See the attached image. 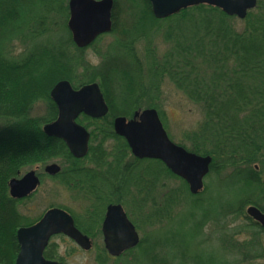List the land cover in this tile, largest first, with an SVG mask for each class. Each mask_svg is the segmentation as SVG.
Instances as JSON below:
<instances>
[{"label":"trees","instance_id":"obj_1","mask_svg":"<svg viewBox=\"0 0 264 264\" xmlns=\"http://www.w3.org/2000/svg\"><path fill=\"white\" fill-rule=\"evenodd\" d=\"M68 1L0 0V264H15L20 252L18 229L32 226L44 214L31 218L23 213L20 206L32 201L35 194L23 200L13 199L10 181L35 166L57 161L63 169L50 178L74 200L82 198L84 210L79 215L67 206L49 208L70 212L77 227L91 238L101 234L106 207L119 203L129 209L133 222L142 231L167 226L163 223L171 222L175 214L188 213L192 222L184 225L181 219L183 227L189 228L186 239L178 245L203 246L216 239L222 244L220 264L264 260V250L252 246L263 243V234L251 235L248 224L225 228L221 238L211 239L205 233L207 223L219 225L228 216L240 213L233 196L229 200L224 197L226 202H220L218 216H211L205 192L194 195L188 182L163 163L134 157L127 141L113 127L118 116L132 118L136 111L154 108L167 129L161 101L163 86L171 83L198 107L201 115L196 128L186 132L177 144L199 156H211L210 174L230 171L228 179L235 181L238 163L250 160L251 138L255 136L264 144V2L258 0L257 7L244 20L208 4L158 19L150 0H124V9L130 15L124 17L123 28L116 15L120 0H114L110 35H124V40H119L120 48L112 51L95 49L101 63L93 65L85 49L78 48L73 40ZM239 22L243 24L241 28ZM41 38L50 39L45 43ZM157 38L168 46L166 52L159 53ZM14 40L31 43L29 50L16 59L9 51ZM62 80L70 81L74 88L99 83L110 108L102 119L85 115L78 118L91 134L84 157H74L64 140L43 131L46 123L57 118L58 109L50 93ZM39 103L48 106L47 115L31 116ZM142 169L144 175L140 173ZM166 175L181 185L159 196L161 179ZM158 197L162 200L158 201ZM139 204L146 208L143 218L139 216ZM245 204L248 203L242 199L241 205ZM245 219L250 221L248 216ZM147 234L136 248L118 258L101 249L97 263L188 264L172 237L157 239ZM240 235L245 238L238 239ZM44 256L56 262L65 260L53 243L45 249Z\"/></svg>","mask_w":264,"mask_h":264},{"label":"water","instance_id":"obj_2","mask_svg":"<svg viewBox=\"0 0 264 264\" xmlns=\"http://www.w3.org/2000/svg\"><path fill=\"white\" fill-rule=\"evenodd\" d=\"M153 14L158 19L179 14L192 6L208 4L221 9L226 15L246 19L257 7L258 0H150ZM113 0H70L69 28L73 40L83 48L97 36L111 31ZM89 35V36H87ZM51 98L59 109L58 118L44 126V132L66 142L73 155L84 157L89 150V131L77 122L82 115L101 119L109 113V106L97 82L74 88L70 81H59L51 90ZM115 133L126 139L132 153L139 159H161L175 175L189 184L196 195L203 188L205 176L210 171L211 156H199L173 143L160 118L158 110L148 108L136 111L133 118L118 116L114 121ZM58 163H50L45 173L56 176L61 172ZM41 185L36 170L9 183L13 199L22 200L33 195ZM264 225V215L256 209H248ZM104 244L111 257H120L124 252L137 247L140 235L130 221L122 205H110L103 221ZM64 234L73 239L83 250L93 248L92 240L81 233L71 213L62 208H51L43 218L32 226H22L17 231L20 252L15 264H65L45 258L44 251L52 236Z\"/></svg>","mask_w":264,"mask_h":264},{"label":"rangeland","instance_id":"obj_3","mask_svg":"<svg viewBox=\"0 0 264 264\" xmlns=\"http://www.w3.org/2000/svg\"><path fill=\"white\" fill-rule=\"evenodd\" d=\"M70 1V0H69ZM68 1V4H69ZM264 2V0H261ZM127 7L124 5V0H120L119 9L121 15H119L120 20H124V17H128L130 12ZM137 14V13H135ZM126 19V18H125ZM127 20V19H126ZM242 23L239 22V28L242 27ZM124 28V27H123ZM58 30V29H56ZM59 34V33H57ZM55 34V35H57ZM54 35V36H55ZM68 36V34L66 33ZM57 37V36H56ZM102 38V37H101ZM50 38H41V41L47 42ZM115 39L113 35H105L101 41L96 45V48L101 49L106 47L110 42ZM29 42H19V40H14L10 43L9 51L11 52L12 56L16 59L17 57H21V55L29 50L30 48ZM155 44H158L159 53L166 52L168 46L161 44L160 39L155 40ZM70 51H74V48L70 47ZM104 51V49H103ZM87 59L93 65H99L101 63L100 58L94 54L92 49H88L85 53ZM162 111L164 112V122L167 127V133L172 138L175 143H180L183 140V136L186 132L193 131L197 123L201 120L200 110L197 106L191 103L180 91H178L171 83H167L163 86V95H162ZM48 113V106L44 103H39L34 106L33 110L31 111V116L34 117H44ZM3 122L0 121V127L2 126ZM57 163H59L57 161ZM60 164V163H59ZM31 170H37V173H44L43 166H35ZM229 172H221V173H211L209 177L205 178V183H207V187L205 190L204 197H209L213 195H217V197H226V200H229L231 196L234 195L233 187H230L234 184L235 181L229 180ZM141 174L144 175V170L142 169ZM44 183L39 188V190L35 193V197L30 202H26L25 204L20 206V210L29 215L31 218H37L42 215L46 210L49 209L50 206H67L74 211V213L81 215L84 210L83 200L82 198H78L74 200L70 193L66 191L62 186L58 185L56 181L53 179L48 178L45 174ZM163 185H165L163 187ZM181 182L177 179H173L168 177L167 175L161 179V189L160 195L163 191H172L179 188ZM203 192V191H202ZM231 192V193H230ZM248 192V190H247ZM246 194V193H245ZM244 194V196H245ZM222 197V198H223ZM210 201L206 204L208 209L211 211V216L216 214L217 209H219V201L217 198H209ZM162 200L158 197V201ZM223 201L226 202L223 198ZM140 207V204H139ZM247 207V206H246ZM141 208V215L140 217L143 218L144 212L146 208ZM129 218L133 221L134 218L129 211V209L125 208ZM176 210V208H174ZM246 210V208H245ZM180 211V209H179ZM149 212V211H148ZM218 216V214H216ZM139 219V217H138ZM181 219H183L184 225L189 224L192 222L191 216L188 213L182 215H174L173 220L167 224V221L164 222L163 227H154L153 230L144 229L138 230L141 239L144 237L145 232H148L147 236L149 238H157V239H165L166 237L171 238L174 240L175 243L182 242L186 239V229L188 226L183 227L180 223ZM218 225L216 222L207 223L205 226V233L207 234L208 238H216L221 236L225 233L223 231L225 228L233 229L237 226H241L244 224L250 225V222L247 221L245 218L241 217V215L237 216H228L226 221H220ZM135 224V223H134ZM138 224V223H137ZM216 224V226H215ZM189 228V227H188ZM172 232L174 233L172 235ZM219 232V233H218ZM251 233V232H250ZM252 235V234H251ZM240 240L245 238V235H240L237 237ZM94 240V248L89 251H85L80 248L76 243H74L70 238L65 235L61 236H54L51 238V242L55 244V247L58 250V253L61 256H64L65 264H98L96 261L97 252L104 247L103 236L102 234H98L96 238H92ZM264 242V235L262 236ZM189 241V239H188ZM190 243V241H189ZM178 245V243H177ZM180 249H177L179 253H182L188 264H220V258H222L223 251H222V244L218 240H211V242H207L203 246L190 244V248L185 245H178ZM98 248V250H97ZM190 258V259H188ZM191 258H195V261H192ZM233 257L230 256L229 259ZM114 261H110L108 264H114ZM254 264H264V260L256 261Z\"/></svg>","mask_w":264,"mask_h":264},{"label":"flooded vegetation","instance_id":"obj_4","mask_svg":"<svg viewBox=\"0 0 264 264\" xmlns=\"http://www.w3.org/2000/svg\"><path fill=\"white\" fill-rule=\"evenodd\" d=\"M114 1V0H113ZM114 6H115V2H114ZM114 6H113V9H112V11H111V20H112V24H111V31H112V29H113V15H114ZM118 9H119V5H118ZM116 15L119 17V15H121L120 14V12L119 11H117L116 12ZM119 21L121 22V27H124V20H120V18H119ZM111 31L110 32H108V33H104V34H101V35H99V36H97L95 39H93L90 43H88L86 46H84L83 48L85 49V52L88 50V49H92L93 50V52H94V54L96 55V52H95V49H98V48H96V45L101 41V39L105 36V35H109L110 36V33H111ZM87 36H89V35H87ZM102 37V38H101ZM98 38H100L99 39V41H98V43L97 44H94V42L98 39ZM119 40H124V35L123 36H115V39L112 41V42H110L106 47H103L102 48V51H103V49H104V51H108V50H111L112 51V49H118V48H120V46L118 45V42H119ZM76 42V41H75ZM77 43V42H76ZM94 44V45H93ZM92 45V46H91ZM78 48H81V47H78ZM99 50H101V49H99ZM112 54H114L113 52H112ZM99 84V83H98ZM102 90V89H101ZM105 98V97H104ZM53 101V100H52ZM106 101V100H105ZM54 102V101H53ZM55 103V102H54ZM107 103V102H106ZM56 104V103H55ZM57 106V105H56ZM109 106V105H108ZM57 109H58V106H57ZM109 111H110V108H109ZM58 115H59V109H58ZM58 115H57V118H58ZM82 115H84V114H82ZM108 115V114H107ZM106 115V116H107ZM86 116V115H85ZM126 117V116H125ZM56 118V119H57ZM104 118V117H103ZM117 118V117H116ZM115 118V119H116ZM133 118V117H132ZM132 118H128L127 117V119L128 120H131ZM161 118V117H160ZM55 119V120H56ZM102 119V118H101ZM115 119H114V121H115ZM55 120H53V121H55ZM162 120V119H161ZM52 121V122H53ZM77 122H78V119H77ZM49 123H51V122H49ZM79 123V122H78ZM163 123V122H162ZM46 124H48V123H46ZM45 124V125H46ZM80 124V123H79ZM44 125V126H45ZM82 125V124H81ZM44 126H43V128H44ZM83 126V125H82ZM163 126H164V124H163ZM85 127V126H84ZM113 127H114V123H113ZM86 128V127H85ZM164 128H165V126H164ZM87 129V128H86ZM88 130V129H87ZM43 131H44V129H43ZM89 131V130H88ZM114 132H115V129H114ZM45 133V132H44ZM89 133H90V131H89ZM46 134V133H45ZM168 134V133H167ZM169 136V135H168ZM170 138V137H169ZM90 139H91V134H90ZM125 139V138H124ZM126 140V139H125ZM170 140H171V138H170ZM172 141V140H171ZM173 143H175L174 141H172ZM175 144H177V143H175ZM89 145H90V140H89ZM70 149V148H69ZM130 150H131V148H130ZM71 151V150H70ZM72 153V152H71ZM131 153H132V150H131ZM73 154V153H72ZM132 155H133V153H132ZM74 156V155H73ZM134 156V155H133ZM75 157V156H74ZM135 157V156H134ZM249 162L247 163V164H242V163H238V165H237V167H236V171H235V176H236V180H235V182H234V184L233 185H231L230 187H233V191H234V195H233V197H234V199H233V201H234V204H235V207L236 208H239V210H240V213H238V215H241V217H243V218H245L246 216H248L249 217V222H250V232H251V234L252 235H255L256 233H260V234H263L264 235V225L260 222V221H258V219L256 218V216L254 215V216H250L249 214H248V209H250V208H253V209H256L260 214H262V215H264V144L263 143H259L258 141H257V139H256V137L255 136H253L252 138H251V140H250V143H249ZM157 161H159V162H161V163H163L166 167H167V165H166V163L164 162V161H162L161 159H157ZM52 163H57V162H52ZM50 164V163H49ZM59 164V163H58ZM48 165V164H47ZM47 165H45L44 166V173H37L38 174V176L40 177V179H41V185L38 187V190H39V188L42 186V182H44L43 180L45 179V177H43L44 175L43 174H45L48 178H54V177H56V176H58V175H56V176H49V175H47L46 173H45V167L47 166ZM60 166H61V168L63 169V167H62V165L61 164H59ZM62 169H61V171H62ZM243 169H244V172H243ZM29 171H31V170H29ZM28 171V172H29ZM37 171V170H36ZM27 173V172H26ZM26 173H24V174H26ZM24 174H20L19 175V177L18 178H21ZM209 175H210V171L208 172V174L205 176V178H207V177H209ZM242 175L245 177L244 179H242ZM50 178V179H51ZM205 178H204V181H203V188H202V190L201 191H203V192H205V190H206V187H207V183H205ZM53 181H55V180H53ZM126 184H125V181H124V192H126ZM37 190V191H38ZM247 190H248V192H247ZM36 191V192H37ZM35 192V193H36ZM34 193V194H35ZM246 193V194H245ZM244 194H245V196H244ZM32 196V195H31ZM223 197V196H222ZM222 197H217V195H213V196H211V197H209V195L207 196V197H205V199H206V201L207 202H209L210 201V199L209 198H217V200L219 201L218 203H219V205H220V202H223V198ZM124 198H125V196H124ZM26 199V198H25ZM242 199H244L245 200V202H247L248 204L246 205H241V202H242ZM23 200V199H22ZM224 203V202H223ZM222 203V204H223ZM116 204H119V203H115V204H111V205H116ZM120 205H122V204H120ZM110 205H108L107 207H106V211H105V214H104V218H103V221H104V219H105V216H106V213H107V209H108V207H109ZM123 206V205H122ZM247 206V207H246ZM52 208H55V207H52ZM58 208H60V207H58ZM123 208H124V210H125V212H126V215L128 216V218H129V215H128V213H127V211H126V207L125 206H123ZM245 208H246V210H245ZM49 209H51V208H49ZM48 209V210H49ZM243 209V211L241 212V210ZM48 210H46L45 212H44V214L48 211ZM65 210V209H64ZM67 211V210H66ZM70 213V212H69ZM44 214H43V216H44ZM72 215V214H71ZM43 216H42V218H43ZM73 216V215H72ZM41 218V219H42ZM73 218H74V216H73ZM40 219V220H41ZM130 219V218H129ZM39 220V221H40ZM74 220H75V218H74ZM38 221V222H39ZM103 221H102V224H101V234H102V236H103V232H102V226H103ZM130 221L133 223V225L135 226V228H136V230L138 231V228H137V226L134 224V222L130 219ZM36 224V223H35ZM34 225V224H33ZM75 225H76V221H75ZM76 227H77V225H76ZM78 228V227H77ZM78 230L81 232V233H83L84 235H86V236H88L91 240H92V243H93V245H94V240L89 236V235H87V234H85L82 230H80L79 228H78ZM139 233V232H138ZM61 235H64V234H59V235H54V236H61ZM140 235V234H139ZM54 236H52V237H54ZM66 236V235H65ZM51 237V238H52ZM69 238V237H68ZM71 239V238H70ZM51 240V239H50ZM74 243H76L73 239H71ZM103 242H104V236H103ZM49 244H52V242L51 241H49ZM49 244H48V246H49ZM77 244V243H76ZM78 245V244H77ZM47 246V247H48ZM79 246V245H78ZM253 247H257V248H260V249H262V250H264V242L263 243H254L253 245H252ZM46 247V248H47ZM80 247V246H79ZM104 247H105V244H104ZM81 248V247H80ZM93 248H94V246H93ZM106 249V248H105ZM131 250V249H130ZM130 250H128V251H130ZM127 252V251H126ZM126 252H124V254L126 253ZM60 263H62V262H60Z\"/></svg>","mask_w":264,"mask_h":264}]
</instances>
